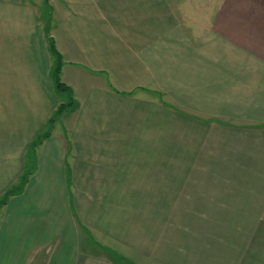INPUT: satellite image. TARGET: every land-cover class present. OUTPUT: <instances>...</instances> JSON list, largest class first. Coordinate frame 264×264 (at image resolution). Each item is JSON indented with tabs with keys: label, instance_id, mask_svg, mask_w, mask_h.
Listing matches in <instances>:
<instances>
[{
	"label": "crops",
	"instance_id": "1",
	"mask_svg": "<svg viewBox=\"0 0 264 264\" xmlns=\"http://www.w3.org/2000/svg\"><path fill=\"white\" fill-rule=\"evenodd\" d=\"M49 39L0 264H264V0H0V200Z\"/></svg>",
	"mask_w": 264,
	"mask_h": 264
},
{
	"label": "trees",
	"instance_id": "2",
	"mask_svg": "<svg viewBox=\"0 0 264 264\" xmlns=\"http://www.w3.org/2000/svg\"><path fill=\"white\" fill-rule=\"evenodd\" d=\"M48 46H49V52L53 58V70H52V79L54 81V87L55 90L58 93H63V92H67L70 93V89L68 87H66L63 83L60 82L59 79V74H60V69H61V56L58 53V51L56 50V47L54 45L53 40L49 39L48 40ZM72 100V99H71ZM73 103V102H72ZM75 107V102L73 104H71V106ZM70 106V107H71ZM73 107V108H74ZM69 107L67 106H59L55 112L53 113V115L50 117V120L48 122V127L42 132L40 133L30 144V156L32 158V166L29 168V170L27 172H25L21 178L19 183L14 186L11 190L7 191L4 195V197L0 200V206L5 204L7 198L15 193H19L23 190L24 186L27 183V180L32 172V170L34 169V150L37 146H39V144L42 142V140L46 137H48L52 125L54 124V122L68 109Z\"/></svg>",
	"mask_w": 264,
	"mask_h": 264
},
{
	"label": "rangeland",
	"instance_id": "3",
	"mask_svg": "<svg viewBox=\"0 0 264 264\" xmlns=\"http://www.w3.org/2000/svg\"><path fill=\"white\" fill-rule=\"evenodd\" d=\"M47 4V3H46ZM46 7H45V16L43 15V18H44V22H45V24H46V28H47V26H48V21H47V13H49L50 11H49V7L47 6V5H45ZM53 59V58H52ZM52 70H53V68H52ZM59 79H60V74H59ZM61 82V81H60ZM56 93H57V95H62V97H60V96H57L56 95V98H57V101L60 103L59 104V106H67V107H69L66 111H68V110H74L75 109V107H76V103H75V107H74V105H73V107L71 106V104H73L75 101L72 99H70L69 100V98H68V100H67V98L65 97V95L67 96L68 95V93L67 92H63V93H58L57 91H56ZM156 94H157V96L158 97H160L161 99H162V101L164 102V103H168L172 108H175V109H177L178 111H180V112H183V113H186V114H188V115H190V116H192V117H195V118H199V119H206V117H204L202 114H199L198 113V111H197V109L196 108H193V109H183L182 107H180L179 105H177L174 101H172V100H170V99H165L164 98V93L162 92V93H160V95H158V92H156ZM60 97V98H59ZM190 101H192V102H196L195 101V99H193V100H191V99H189ZM73 102V103H72ZM197 103V102H196ZM71 106V107H70ZM196 106V105H195ZM65 111V112H66ZM31 155V154H30ZM208 183V181H206V184ZM212 183V182H211ZM223 183H225V181L223 182ZM228 183H229V185L231 186V187H245L246 185H247V183H254L255 184V182L254 181H241V180H228ZM212 185H214V184H212ZM194 199L196 200V201H194V203H199V202H203L202 200H198V199H196V197H194ZM202 218H204V219H206V220H208V218H207V215L208 214H210V213H208V212H201V213H198ZM212 214V213H211Z\"/></svg>",
	"mask_w": 264,
	"mask_h": 264
}]
</instances>
